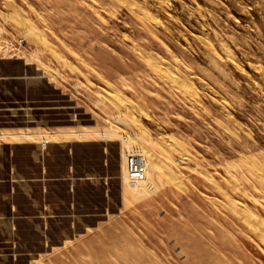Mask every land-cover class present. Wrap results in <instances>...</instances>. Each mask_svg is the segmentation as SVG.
Returning <instances> with one entry per match:
<instances>
[{
  "label": "rangeland",
  "instance_id": "1",
  "mask_svg": "<svg viewBox=\"0 0 264 264\" xmlns=\"http://www.w3.org/2000/svg\"><path fill=\"white\" fill-rule=\"evenodd\" d=\"M25 1L10 6L24 79L5 109L85 131L105 156L45 155L44 243L14 217L0 264H264V0Z\"/></svg>",
  "mask_w": 264,
  "mask_h": 264
},
{
  "label": "crops",
  "instance_id": "2",
  "mask_svg": "<svg viewBox=\"0 0 264 264\" xmlns=\"http://www.w3.org/2000/svg\"><path fill=\"white\" fill-rule=\"evenodd\" d=\"M25 5V0H0V39H5L10 35L14 37L19 33L20 28L16 27L15 29L16 21L10 20V6L13 7V10L17 9L18 13H20L19 11L24 9ZM23 65L20 59L11 58L5 48H0V128H11L15 119L11 115L13 113H9L5 107L8 106L10 101L14 100L18 87L23 84L24 78H22L23 73L21 72ZM89 143L93 144L90 145ZM99 143L104 142L83 139L69 143L68 140L62 139L46 146L25 140H12L1 143L0 233L10 236L13 233V218L17 217L21 221L23 219L21 223H24L22 229H20V233L25 234V236H22L23 243L32 242V245H36L34 242L44 243L43 225L36 222L35 218L40 217L43 212H53L48 203V199L51 196L45 194L44 187L47 182L45 175L43 176L45 155H50L52 154L51 152H54L55 155L68 158L71 144H78L83 148L85 156H98L101 158L105 156L104 145ZM90 146L92 148H89ZM100 160H97L98 164L102 162ZM24 164L29 165L28 169L25 170ZM119 167L121 171L120 160ZM37 173L41 174L38 178L36 177L38 175H35Z\"/></svg>",
  "mask_w": 264,
  "mask_h": 264
},
{
  "label": "built area",
  "instance_id": "3",
  "mask_svg": "<svg viewBox=\"0 0 264 264\" xmlns=\"http://www.w3.org/2000/svg\"><path fill=\"white\" fill-rule=\"evenodd\" d=\"M18 39L16 41V46L10 43L9 41H6L5 39H0V48H5L8 53H11L12 55L16 56V58L20 59L23 58L22 56H25L24 54V46L22 45L23 38H15ZM21 47V48H20ZM37 52H33V54H36ZM24 60V59H22ZM51 68V67H50ZM53 70V68L51 69ZM56 68H54L53 71H55ZM42 78L47 79L48 75H41ZM13 111H18L13 114V117H19L23 121L25 120L28 122H34V124L31 127H27V129H18L11 130L10 128H2L0 129V144L6 143L9 141H12V139L18 138L19 140H25L30 143H34L41 146H46L50 143L57 142L59 140H62L63 136L66 135H78L83 140V136L85 135V131H61V130H55L50 129L45 124H42L43 122H40V117H34L31 114V110L29 107H26L25 105H20L15 108H11ZM26 128V127H24ZM101 134V133H100Z\"/></svg>",
  "mask_w": 264,
  "mask_h": 264
},
{
  "label": "bare ground",
  "instance_id": "4",
  "mask_svg": "<svg viewBox=\"0 0 264 264\" xmlns=\"http://www.w3.org/2000/svg\"><path fill=\"white\" fill-rule=\"evenodd\" d=\"M129 139L134 142L132 138ZM125 160L126 184L135 188L146 184V166L143 159L135 153L127 154Z\"/></svg>",
  "mask_w": 264,
  "mask_h": 264
}]
</instances>
